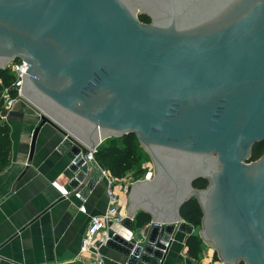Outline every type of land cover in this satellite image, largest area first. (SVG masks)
Listing matches in <instances>:
<instances>
[{
    "label": "water",
    "instance_id": "water-1",
    "mask_svg": "<svg viewBox=\"0 0 264 264\" xmlns=\"http://www.w3.org/2000/svg\"><path fill=\"white\" fill-rule=\"evenodd\" d=\"M15 61L41 113L29 160L40 128H56L69 191L99 183L83 158L108 139L133 135L152 163L120 224L149 215L143 239L107 230L125 264H161L173 234L192 233L188 200L220 264H264V151L250 161L264 143V0H0V70Z\"/></svg>",
    "mask_w": 264,
    "mask_h": 264
},
{
    "label": "crops",
    "instance_id": "crops-1",
    "mask_svg": "<svg viewBox=\"0 0 264 264\" xmlns=\"http://www.w3.org/2000/svg\"><path fill=\"white\" fill-rule=\"evenodd\" d=\"M40 118L41 113L22 100L7 113L3 124L9 129L10 154L0 169V264H88L89 257L79 253L80 243L89 218L107 209L106 183L96 184L85 199L75 197L77 191L60 197L51 182L67 186L71 177L67 170L70 160L58 151L62 134L43 125L29 160ZM115 191L120 194L119 188ZM82 206L85 213L79 211ZM126 206L127 198L125 213ZM149 224L137 228L133 221V236L141 241ZM110 229L121 234L128 231L121 225ZM194 233L197 230L192 227ZM190 235L173 234L161 264H220L213 250L201 242L197 258H190L184 245ZM100 253L104 264H125L126 258L112 249L102 247Z\"/></svg>",
    "mask_w": 264,
    "mask_h": 264
},
{
    "label": "trees",
    "instance_id": "trees-1",
    "mask_svg": "<svg viewBox=\"0 0 264 264\" xmlns=\"http://www.w3.org/2000/svg\"><path fill=\"white\" fill-rule=\"evenodd\" d=\"M139 20L143 23L150 22V19L145 15L139 16ZM0 80V90L3 87L9 86L11 82V75L8 70L1 72ZM263 151L264 144L262 146L259 144H254L251 148L250 161H254L259 158ZM9 154V129L6 125L0 123V169L8 161ZM143 157L148 158V156L138 145L133 135H127L122 138L108 139L97 148V151L94 154V159L99 167L107 170L113 177L117 179H123L130 175L134 181L141 180L145 175V172L141 170ZM192 186L196 189H203L206 186V182L202 179H198L193 182ZM179 214L184 223L198 230L201 214L195 201L188 200L180 208ZM149 223V215L139 212L135 216V227L142 228ZM200 242L201 241L197 237L196 233L191 234L185 239L184 245L187 248V255L190 258H197L199 254Z\"/></svg>",
    "mask_w": 264,
    "mask_h": 264
},
{
    "label": "built area",
    "instance_id": "built-area-1",
    "mask_svg": "<svg viewBox=\"0 0 264 264\" xmlns=\"http://www.w3.org/2000/svg\"><path fill=\"white\" fill-rule=\"evenodd\" d=\"M7 70L11 75V82L8 87H3L0 90L1 124L5 123L7 113L13 108L15 103L24 100L19 95V92L22 85V74L24 70L27 71V64L23 61H15L8 66ZM95 153V151H89L83 158L84 163H88L92 160L95 161ZM148 174L149 173L146 175ZM101 181L106 183V195L108 199L107 209L104 214L94 215L89 218L85 235L80 243L79 253L81 256L87 255L89 257L88 264H104L100 249L105 247L106 242L109 240L107 230L114 226H120L125 219V212L122 210L125 207V201L130 186L136 182L130 177V175L123 179H117L107 170L99 167V182ZM51 186L57 191L60 197L66 198L71 193L66 186L60 185L56 181L51 182ZM116 188H119L120 194L115 191ZM75 197L82 199L78 192L75 193ZM79 211L85 213V208L82 206L79 208ZM124 238L126 241H130L134 236L132 232L125 231ZM164 245L165 247H168V243H165Z\"/></svg>",
    "mask_w": 264,
    "mask_h": 264
},
{
    "label": "rangeland",
    "instance_id": "rangeland-1",
    "mask_svg": "<svg viewBox=\"0 0 264 264\" xmlns=\"http://www.w3.org/2000/svg\"><path fill=\"white\" fill-rule=\"evenodd\" d=\"M141 170L145 172V175L143 173V177L142 179H151L153 177L154 174V167L152 165V163L150 162L149 158L143 157L142 159V163H141ZM147 173H149L148 175H146Z\"/></svg>",
    "mask_w": 264,
    "mask_h": 264
},
{
    "label": "flooded vegetation",
    "instance_id": "flooded-vegetation-1",
    "mask_svg": "<svg viewBox=\"0 0 264 264\" xmlns=\"http://www.w3.org/2000/svg\"><path fill=\"white\" fill-rule=\"evenodd\" d=\"M258 144L262 146L264 143H258Z\"/></svg>",
    "mask_w": 264,
    "mask_h": 264
}]
</instances>
